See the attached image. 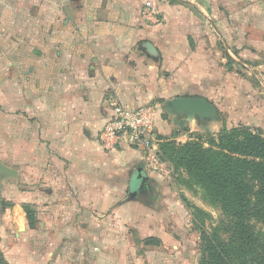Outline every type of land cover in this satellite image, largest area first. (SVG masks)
I'll return each mask as SVG.
<instances>
[{
	"label": "crops",
	"instance_id": "1",
	"mask_svg": "<svg viewBox=\"0 0 264 264\" xmlns=\"http://www.w3.org/2000/svg\"><path fill=\"white\" fill-rule=\"evenodd\" d=\"M259 39L264 0H0V152H13L18 180L40 186L33 201L50 202L51 213L58 201V216L75 218L63 232L80 234V243L104 240L138 169L149 190L162 185L166 210L155 215L170 227L162 218L184 208L169 203L165 179L148 174L143 153L100 145L111 105L155 106L159 151L163 139L194 131L193 121L171 124L159 107L176 97L216 106L231 66ZM243 63L247 72L260 65Z\"/></svg>",
	"mask_w": 264,
	"mask_h": 264
},
{
	"label": "rangeland",
	"instance_id": "2",
	"mask_svg": "<svg viewBox=\"0 0 264 264\" xmlns=\"http://www.w3.org/2000/svg\"><path fill=\"white\" fill-rule=\"evenodd\" d=\"M247 44L248 51L252 52L248 54L246 51L239 55L241 64L231 66L233 73L229 83L223 88L225 95L215 106L221 116L220 123L197 126L192 122L194 131L191 135L180 136L177 140L169 138V141L184 144L191 136V142H199L203 147H209V140L215 139L222 129L239 125L264 135V55L252 57L257 50L264 52V39L255 40L253 45L252 42ZM243 62L260 65L247 72ZM159 108L161 116L168 118L172 124L174 116L166 106ZM186 126L189 130V124ZM159 159L164 163L165 170L161 171L160 176L165 179L166 193L173 196L169 195V203H179L184 208L183 216L171 222H165L166 219L162 218V225L170 224V227L162 228L156 215L164 214L166 195L160 192L162 185L154 182L150 195L132 196L129 199V192L122 194L114 206L115 209L124 210L119 215L121 217L115 215L108 222L111 227L103 234L104 240L93 243L89 239L80 243V234L63 232V223L73 224L75 218L59 217L56 208L58 201L51 202L53 208L55 207L52 213L47 211L50 202L42 199L33 201V188L40 186L25 184L24 179L3 178L0 190V252L4 261L7 264H76L78 256H81L82 260H90V263L85 261L84 264H199L198 222L203 220L205 229L211 232L212 229L219 228L226 218L217 205L209 202L200 188L186 185V176L182 170H175L170 163L160 157ZM0 162L13 169V152H0ZM143 168L153 176L151 170L145 166ZM135 185L136 182L132 179L130 189ZM194 208L204 215L198 222L192 218ZM25 209L35 216L34 229H30L27 224ZM179 224L183 226L176 230L175 226ZM253 227L255 232L264 235V224L255 222ZM220 231L223 238L228 236L221 228ZM95 248L99 251L95 252ZM106 254L113 255L107 257Z\"/></svg>",
	"mask_w": 264,
	"mask_h": 264
},
{
	"label": "trees",
	"instance_id": "3",
	"mask_svg": "<svg viewBox=\"0 0 264 264\" xmlns=\"http://www.w3.org/2000/svg\"><path fill=\"white\" fill-rule=\"evenodd\" d=\"M191 139L184 144L163 139L159 157L182 170L186 185L200 188L226 218L208 232L204 221L198 222L202 212L193 209L200 228L199 264H264V235L253 227L255 222L264 224V135L239 125L222 129L209 147ZM25 215L34 229V214L25 209ZM0 264H7L1 252Z\"/></svg>",
	"mask_w": 264,
	"mask_h": 264
},
{
	"label": "built area",
	"instance_id": "4",
	"mask_svg": "<svg viewBox=\"0 0 264 264\" xmlns=\"http://www.w3.org/2000/svg\"><path fill=\"white\" fill-rule=\"evenodd\" d=\"M150 8V3L145 4ZM159 111L153 105L128 109L119 104L111 105V115L99 134V142L105 150L128 147L143 153L144 166L160 175L165 170L156 148L155 120ZM160 171V172H158Z\"/></svg>",
	"mask_w": 264,
	"mask_h": 264
},
{
	"label": "water",
	"instance_id": "5",
	"mask_svg": "<svg viewBox=\"0 0 264 264\" xmlns=\"http://www.w3.org/2000/svg\"><path fill=\"white\" fill-rule=\"evenodd\" d=\"M176 120H183L186 123L195 122L198 126H205L211 123H220L221 116L218 109L207 100L199 97H176L165 103ZM143 180L142 171H136ZM5 177L17 178V172L0 162V190L2 179ZM136 181V180H134ZM132 197H129L131 199Z\"/></svg>",
	"mask_w": 264,
	"mask_h": 264
},
{
	"label": "flooded vegetation",
	"instance_id": "6",
	"mask_svg": "<svg viewBox=\"0 0 264 264\" xmlns=\"http://www.w3.org/2000/svg\"><path fill=\"white\" fill-rule=\"evenodd\" d=\"M134 180H136L135 181L136 185L133 189H130L129 191L130 197L132 196L142 197L150 192L148 184L145 183V181L139 175H136Z\"/></svg>",
	"mask_w": 264,
	"mask_h": 264
}]
</instances>
